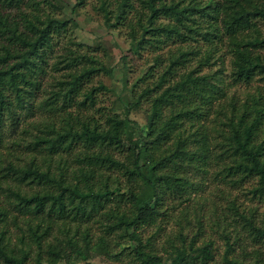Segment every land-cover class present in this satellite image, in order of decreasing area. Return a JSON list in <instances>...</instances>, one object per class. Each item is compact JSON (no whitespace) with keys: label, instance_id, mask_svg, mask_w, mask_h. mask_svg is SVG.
<instances>
[{"label":"trees","instance_id":"16d2710c","mask_svg":"<svg viewBox=\"0 0 264 264\" xmlns=\"http://www.w3.org/2000/svg\"><path fill=\"white\" fill-rule=\"evenodd\" d=\"M97 3L131 54H153L128 101L113 108L99 101L111 90L92 84L111 69L74 43V23L53 15V0H0V264H90L87 250L130 264H216L209 243L193 248L180 230L157 248L154 237L169 220L167 199L185 200L195 177L243 188L264 204V0ZM216 43L229 57L228 86L261 82L242 103L226 101L201 73ZM48 73L54 91L42 97ZM142 104L141 124L129 112ZM33 116L44 127L34 124L39 135L22 142L18 121ZM226 210L233 215L222 264H264V215ZM9 226L17 231L10 246ZM244 229L248 258L233 248Z\"/></svg>","mask_w":264,"mask_h":264},{"label":"rangeland","instance_id":"374dc122","mask_svg":"<svg viewBox=\"0 0 264 264\" xmlns=\"http://www.w3.org/2000/svg\"><path fill=\"white\" fill-rule=\"evenodd\" d=\"M53 1L60 7V11H53V15H56L57 18L70 19L74 23L71 30V38L74 43L87 46L105 67L111 69L110 76L99 74L92 79L93 85L99 81L111 90L106 95H100L99 101L102 102L101 105L113 108L117 106V101L120 99L128 101L126 96L130 91L132 83L145 72L148 67L147 61L153 54H150L148 50L142 51L140 56L131 54L128 50L127 42L122 37V31L118 32L104 25L101 14L97 10V0H85L80 5L76 4V0ZM197 1L202 5L207 0ZM220 44L216 43L215 54L213 55L211 64L203 68L201 73L210 78L213 84L223 87L226 101L236 99L239 103H242L247 100L248 95L253 92L256 85H261V82H258L254 77L255 80L249 85L238 83L228 86V79L226 77L229 70V57L225 54V50ZM197 45H202L200 40H198ZM166 50L167 47H164L157 53H163ZM51 80L52 76L48 73L43 80L44 91L42 97L47 96L45 93L54 91L50 86ZM122 82L125 84H122ZM144 107L145 105L142 104L139 108L130 111V118L135 119L141 124L144 123ZM40 118L33 116L32 118L25 119L24 122L18 121V128L15 132L18 135L17 137L22 139V142H31L33 137L39 135L33 125L39 123ZM42 123L36 124L40 130L44 127ZM23 128L26 129L24 133L21 132ZM209 171L212 172V170ZM194 179L192 181L194 186L188 190L187 195H184L186 197L185 200H174L171 197L167 199V203L164 204L163 208H169L167 211V215L169 216L167 219L169 220L163 224L162 230L154 237V245L157 248L159 244L163 243L162 239H164V236L180 230L182 235L185 236V242L194 238L193 248H199L209 243L213 262L222 264L221 257L224 251L223 234L225 230H230V227L228 228L227 226L231 223L230 217L233 215L231 211H227L226 209L228 207L230 209H237L238 213H243L245 216L252 214L254 218L259 219L264 215V204L248 200V195L245 194L246 191L243 188H228L212 180L210 176L203 175ZM223 211L226 215L224 223L223 216L225 215ZM151 231V228L142 230V237H147ZM8 232L6 235L9 237V241H5V243L10 246L15 243L14 234L17 231L9 226ZM88 233L90 239H94L93 236L98 234V229L96 227L89 228ZM246 233V229L240 232L239 237L241 241L233 245L235 249L234 254L238 257L248 258L246 253H248L251 244L248 240H245ZM132 246V242L126 243L119 246L117 251L121 248L125 249L124 247ZM242 248H245V252H241ZM60 249L64 254L68 251L63 246H60ZM260 250V259L264 262V247L260 248ZM85 253V261L90 264H130L128 259L120 256L116 259L113 254L106 255L92 250H87ZM58 264H64V260L59 261Z\"/></svg>","mask_w":264,"mask_h":264}]
</instances>
